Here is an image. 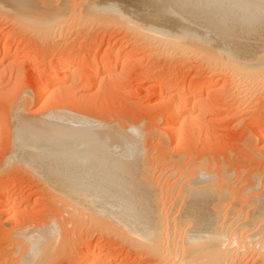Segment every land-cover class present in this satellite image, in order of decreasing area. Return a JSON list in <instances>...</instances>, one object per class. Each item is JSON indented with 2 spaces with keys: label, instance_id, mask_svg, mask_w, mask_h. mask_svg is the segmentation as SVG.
Listing matches in <instances>:
<instances>
[{
  "label": "rangeland",
  "instance_id": "obj_1",
  "mask_svg": "<svg viewBox=\"0 0 264 264\" xmlns=\"http://www.w3.org/2000/svg\"><path fill=\"white\" fill-rule=\"evenodd\" d=\"M19 1L34 2V7L39 5L36 12L41 8L44 15H56L21 20L7 14L8 9L0 12V49L12 52L9 57L0 53V195L10 201L6 211L0 206V264H17L29 239L41 242L38 264H80L99 254L108 255L100 264H209L208 254L193 263L176 255L174 242L187 241L185 235L192 230L199 234L202 249L212 243L216 264H264V64L259 78H252L258 81L247 76L243 81L221 59L227 42L233 51L252 50L253 39L251 44L259 48L251 52L258 49L263 63L260 0ZM253 17L256 27L249 29L246 21ZM132 19L195 33V40L206 39L212 53L204 42L194 43L196 49L191 45L195 50L173 47L174 41L165 45ZM230 46L226 55L232 52ZM66 56L72 72L56 91L52 78ZM104 61H112L109 71L91 78L89 71ZM43 86L49 100L45 105L38 101ZM189 93L194 96L185 114L193 106L197 114L208 112L197 120L200 131L193 121L184 122L177 143L167 129V114L174 108L170 100L174 95L184 100ZM197 97L205 103L195 104ZM20 103L32 119L64 115L118 130L13 129L12 108ZM113 133H133L143 147L115 149L107 141ZM88 199L145 210L150 224L162 227L161 245L113 225L97 209L85 206ZM250 216L254 226L249 225ZM256 228L257 247L245 239ZM214 237L219 240L214 242Z\"/></svg>",
  "mask_w": 264,
  "mask_h": 264
},
{
  "label": "bare ground",
  "instance_id": "obj_2",
  "mask_svg": "<svg viewBox=\"0 0 264 264\" xmlns=\"http://www.w3.org/2000/svg\"><path fill=\"white\" fill-rule=\"evenodd\" d=\"M34 3V2H33ZM33 3H32V5H30V3L29 4H24V2H18V0L17 1H14V0H12L11 2H9V0L8 1H6V0H0V12H2V10H3V12H6L7 13V9H8V13L7 14H9L10 12V14H12L13 16H15L14 17V19L15 18H18L19 19V17H21L20 19L22 20L24 17H28V19H33L35 16L36 17H38L39 15V17H41V13H43V15H44V11H46V10H44L43 9V12H41L42 10H41V8L39 9V10H41L40 12H39V10L37 9V12H36V7L38 6L39 7V5H37L36 7H34L35 5H33ZM36 4V3H35ZM38 4V3H37ZM94 5H95V3H94ZM97 5V4H96ZM98 5H100L99 3H98ZM41 7V6H40ZM94 7H96V6H93V8ZM43 8H46V7H43ZM101 8V7H100ZM5 9H6V11H5ZM9 9L11 10V11H9ZM88 10V9H87ZM118 10V9H117ZM97 11V10H96ZM99 11V10H98ZM112 11V10H111ZM50 12V13H49ZM56 12V11H55ZM108 12V11H107ZM122 12V11H121ZM5 13V14H6ZM45 13H49V14H45L44 16H42V17H45V16H48V15H51V11H48V12H45ZM116 13H118V11H116ZM120 13V12H119ZM118 13V14H119ZM126 13V12H125ZM37 14H38V16H37ZM52 15H56V13H52ZM62 15H64V14H62ZM61 15V16H62ZM91 15V14H90ZM115 15H117V14H115ZM122 15H124L123 13H122ZM121 15V16H122ZM24 16V17H23ZM61 16H59V17H61ZM35 17V18H36ZM120 17V16H119ZM123 17V16H122ZM124 18H126L125 17V15H124ZM130 18V17H129ZM17 19V20H18ZM25 20H27V18H24ZM130 20H131V18H130ZM129 21V20H128ZM132 21L134 22V24H137V25H139V26H141V27H143V28H145L147 31H148V33H152V35L154 34V35H156V36H154L153 35V37L154 38H156L157 37V39H158V37H160V39H158L160 42H165V43H163V44H165L166 45V40L168 41V43H169V41L171 42L172 41V43H173V41H174V46L173 47H176L177 46V48H181V49H183L186 45H189L190 47H191V45L196 49V45H194V43L196 44V42L198 43V40H195V38H194V35H195V33L192 35V34H189V33H184V32H178V31H172L171 29H169V28H165L164 26H162V25H160L159 23H156V22H150L149 24H147L148 22H145V21H140V20H135V19H132ZM19 22V21H18ZM130 22V21H129ZM132 23V22H131ZM151 23H154V24H151ZM133 24V23H132ZM146 31V32H147ZM145 32V31H144ZM191 35H192V37H191ZM202 35V34H201ZM258 35V34H257ZM256 35V36H257ZM196 36H197V39H198V37H200L201 38V36H199V35H197L196 34ZM208 36V35H207ZM255 36V37H256ZM212 37H214V36H212ZM194 38V39H193ZM203 38V37H202ZM201 38V41L203 40ZM204 38H205V36H204ZM208 38V37H207ZM220 38V37H219ZM229 38H231L230 36H229ZM234 39L233 40H235L236 38L235 37H233ZM244 38V37H243ZM250 38V37H249ZM248 38V39H249ZM258 38V37H257ZM1 39V38H0ZM170 39H172V40H170ZM228 39V38H227ZM7 39L6 38H4L2 41L4 42V41H6ZM161 40H163V41H161ZM211 40H213V39H211ZM226 39H224V41H225ZM244 40H246L245 38H244ZM253 40V39H252ZM250 41V45L252 46V48H257L258 46H259V44H258V46H257V44H256V46H253L251 43H253L254 41ZM195 41V42H194ZM200 41V39H199V43L198 44H202L203 42V44L202 45H204L205 43H206V39H205V41H203V42H201ZM208 41V40H207ZM222 41V40H221ZM229 41V40H228ZM231 41V40H230ZM236 41V40H235ZM249 41V40H248ZM248 41H247V43H248ZM257 41V40H256ZM255 41V42H256ZM159 42V43H160ZM193 42V44H191ZM201 42V43H200ZM217 42H218V40H217ZM220 42V41H219ZM234 42V41H233ZM238 42V41H237ZM240 42V41H239ZM245 42V41H244ZM167 43V44H168ZM207 43H209L210 44V42H207ZM228 43V42H227ZM227 43L225 44L226 46L224 47V50L226 49V52L224 53V51H223V48L222 47H220L222 50H219V52H218V50L217 49H219V48H217L216 49V52H218V54L221 52V51H223V53H221V54H223L224 56H222L221 57V54H220V56H218L219 58L221 57V59L223 58V60H224V62L226 61V63H224V64H226V66H229V69L233 72V71H237V72H239V74L238 73H236V74H238L239 76H240V78H241V75L243 76L241 79H243L244 78V76H247V77H250V81H254L255 79H252V78H259V74H261V71H263L264 70V66H263V64H264V61H263V63L261 62V64H259V59L261 58V56L260 55H258V54H256L257 52V50L256 51H254L253 53L251 52V51H253L254 49H250V48H248L247 46H249V47H251L250 45H247L245 48H246V50H243V48L239 45V46H237V47H241V48H238V49H240V51H237V50H235V46H233V48H234V51H233V49L231 48V46H230V49H232V52H230L229 54H227L226 55V53H228V51H227V47H229V46H227ZM243 43V42H242ZM7 44H8V42H7ZM197 44V45H198ZM211 44H212V41H211ZM219 44V43H218ZM223 44V43H222ZM230 44H231V42H230ZM237 44V43H236ZM245 44V43H244ZM6 45V44H5ZM169 45H171V44H169ZM176 45V46H175ZM208 45V44H207ZM214 45V44H213ZM224 45V44H223ZM231 45H233V44H231ZM238 45V44H237ZM193 47H191L192 49L191 50H195V49H193ZM198 47H199V45H198ZM205 47H206V44H205ZM208 47V46H207ZM206 47V48H207ZM211 47V46H210ZM236 47V48H237ZM4 49H0V53H4L3 55L6 57V56H10V55H12V52H9V49H8V51H7V48L6 47H3ZM187 48V50H189L188 49V47H186ZM212 48V47H211ZM244 48V49H245ZM259 48V47H258ZM185 49V48H184ZM249 49V50H248ZM200 50V49H199ZM207 50V49H206ZM208 50L211 52V50H210V48L208 47ZM242 50V51H241ZM119 51V50H118ZM117 51V52H118ZM204 51H205V49H204ZM231 51V50H230ZM247 51V52H246ZM248 51H250L251 52V54H250V52H248ZM259 51V50H258ZM256 52V53H255ZM263 52V51H262ZM212 53V52H211ZM259 53V52H258ZM217 54V53H216ZM217 54V55H218ZM226 56V57H225ZM259 56H260V58H259ZM68 56H66V57H61L62 59H61V64L59 65V67L56 69L57 71H56V74H55V76L52 78V79H54L55 81H57V83L54 85L55 87L54 88H56L55 90L57 91V89H60L61 87L62 88H64V84H66V83H63V82H66V79H67V76H68V74L69 73H71L70 72V68H68L69 66H66V65H68L66 62H68L69 61V59H70V57L69 58H67ZM75 58H76V56H75ZM108 58V57H107ZM106 58V59H107ZM211 58H212V56H211ZM59 59V61H60V58H58ZM105 59V60H106ZM115 59H117L118 60V57L117 58H115ZM114 59V60H115ZM21 60V59H20ZM73 60V59H72ZM110 60V59H109ZM217 60V59H216ZM113 61V60H112ZM112 61H109L110 63L112 62ZM108 61H104L103 62V64L101 65V64H97V65H95V67L92 69V71H89L88 73H89V76H91V78H93V79H96L97 80V74H100V72H104V71H107L109 68H110V66H109V63ZM115 62H117L116 60H115ZM18 63H19V61H18ZM21 63V62H20ZM111 65V64H110ZM225 66V67H226ZM263 66V67H262ZM261 67H262V69L263 70H261ZM112 68V67H111ZM227 68V67H226ZM72 69V68H71ZM115 69H117L118 70V68L116 67ZM109 71V70H108ZM114 71V70H113ZM119 71V70H118ZM117 71V72H118ZM241 74V75H240ZM90 78V77H89ZM237 79V78H236ZM245 79L247 80L248 78H246L245 77ZM240 80V79H239ZM249 80V79H248ZM259 80V79H258ZM258 80H255L254 82H256V81H258ZM54 81V82H55ZM243 81H244V79H243ZM92 82H93V80H92ZM95 82V81H94ZM93 82V83H94ZM61 84H63L62 86H61ZM245 84V83H244ZM47 86H49V85H47ZM44 87V86H43ZM66 87V86H65ZM237 87V86H236ZM61 88V89H62ZM199 89V92H200V90H202L201 89V87L200 88H198ZM204 89V88H203ZM181 90H182V88H181ZM194 91V90H193ZM203 91V90H202ZM40 92V91H39ZM189 92H191V91H189ZM178 93H181L180 91H178L177 92V94L176 95H178ZM20 95V94H19ZM176 95H174V98L173 99H171L170 100V103L172 102L173 103V105H172V107H174L173 108V111L170 113H168L167 114V117H168V130L170 131V135H171V137H173L174 139H176L177 140V143H178V141L180 142V140L183 138V135H184V129H186L185 127H184V122H185V124H186V121H193V123L196 125V126H198L197 127V130H199L198 128H199V125H198V123H197V120L199 119V118H204V116H207L206 114L207 113H205V111H207V110H202V112H200V114H199V112H198V114L196 113V108H195V106H193L192 107V109L190 110V113L189 114H185L186 112V110H187V108L188 107H190V99H191V97H193L194 95H193V93H189V94H187L186 95V98L184 99V100H182V99H179L178 98V96L180 95H178V96H176ZM193 95V96H192ZM175 96H176V98H175ZM181 96V95H180ZM170 98H172V97H170ZM238 98V97H237ZM49 99H50V97H49ZM55 99V98H54ZM48 100V95H47V87H44L43 89H42V91L40 92V94H39V96H38V101L40 102V104L41 105H45V103H46V101ZM49 101V100H48ZM38 102V103H39ZM22 103V102H21ZM20 103V106H18V107H14V108H12L11 110H12V123H10V124H12V128L13 129H54L55 131H60V130H62V129H117L118 130V128H116V127H113V126H109V125H104L103 123L102 124H100V123H97V122H92V121H88V120H82V119H77V118H74V117H69V116H64V115H58V116H56V115H54V117L52 116L51 118H49V119H47L48 118V116H47V118H46V120H43V119H45V118H43V119H41L42 121H40V119H32V118H29L28 116H26L25 114H24V112H22L23 111V104H21ZM55 103V102H54ZM171 103V104H172ZM195 104H202V103H205V100L203 99V98H201V97H197L196 99H195V102H194ZM25 104V103H24ZM50 106H51V104H50ZM52 107V106H51ZM197 107V106H196ZM42 109V108H41ZM188 109H190V108H188ZM27 110V109H26ZM43 110V109H42ZM208 112V111H207ZM210 113V112H209ZM208 113V114H209ZM9 114H10V112H9ZM189 119V120H188ZM95 120V119H94ZM10 121V120H9ZM199 121V120H198ZM197 123V124H196ZM195 126V127H196ZM195 127L194 128H192L193 129V132H195V134L197 133V130L195 129ZM201 127V126H200ZM167 129H165V130H167ZM120 130V129H119ZM167 130V131H168ZM201 130V129H200ZM199 130V131H200ZM188 131V130H187ZM198 131V132H199ZM123 133H124V131H123ZM190 133V132H189ZM200 133V132H199ZM133 136H130V137H128V136H126V135H123V134H115V133H113L112 135H111V137H109L108 139H107V141L108 142H110L111 144H112V147H114L115 149H123L125 146H126V144H130L132 147L133 146H136L135 148H138L139 147V145L141 146V144H139V141H140V139L138 138V137H136L137 135H134L133 133H131ZM130 134V135H131ZM136 134H138V133H136ZM141 134V133H140ZM198 134V133H197ZM139 135V134H138ZM193 135V134H192ZM198 136V135H197ZM136 137V138H135ZM139 137H141V136H139ZM138 138V139H137ZM172 138V139H173ZM142 139H143V137H142ZM171 139V140H172ZM139 140V141H138ZM100 141H102V138L100 139ZM142 144H143V141L141 142ZM138 145V146H137ZM141 147H143V146H141ZM128 148H131L130 146L128 147ZM17 153H19L18 151H15V154H17ZM16 156V155H15ZM199 160V159H198ZM194 161V160H193ZM201 161V160H200ZM188 162V161H187ZM190 162H191V160H190ZM189 162V163H190ZM195 163H196V161H195ZM202 163V162H201ZM197 164V163H196ZM199 164V163H198ZM204 164V163H203ZM203 164H201V165H203ZM189 165V164H188ZM191 165V164H190ZM189 165V166H190ZM192 165L194 166L195 164L194 163H192ZM191 165V166H192ZM207 166V165H206ZM195 169H199V168H196V167H194ZM194 168H192V169H194ZM200 170H202L203 171V169H200ZM204 171H207L206 173L204 172ZM204 173L205 174H210V171L208 172V170H205L204 169ZM193 172V171H192ZM199 172V171H198ZM201 172V171H200ZM263 172V171H262ZM193 173H195V170H194V172ZM197 173V172H196ZM203 174V173H202ZM207 174V175H208ZM213 174V173H212ZM193 175V174H192ZM198 175H200V173L198 174H196L195 176H197L198 177ZM261 175V174H260ZM203 176V175H202ZM195 178V177H193L194 179H198V178ZM204 177V176H203ZM209 177H210V175H209ZM258 177V176H257ZM211 178H213V177H211ZM199 179H201L200 177H199ZM198 179V180H199ZM225 180V179H224ZM0 197H1V202H0V206L3 208V210L4 211H6L7 209H6V207L8 206V204H9V199H7V196L4 194V193H2L1 195H0ZM20 196H19V194L14 198V199H18ZM126 205L127 204H124V205H122L121 203H113V202H111V203H104V204H98L96 201H93V200H90V199H88L87 200V203H86V207H89V208H95V209H97L98 210V212L101 214V215H105V218L106 219H108L109 221H111V223L113 224V225H115V226H119V227H121V228H123V229H125V230H127L129 233H131V234H133L134 236H136V237H139V238H145V240H149L150 241V243H152V244H154L155 246H160L161 245V241H162V238H163V231H162V227L160 226V225H158V224H150V220H149V217H148V215H147V212L145 211V210H143V209H137V208H126ZM255 205V204H254ZM130 206V205H129ZM245 207V206H244ZM259 207V206H258ZM218 208V207H217ZM256 208V207H255ZM6 209V210H5ZM254 209V208H253ZM139 210V211H138ZM256 210H259V209H256ZM106 212H108V214L106 213ZM109 212H111V213H109ZM214 212H216V210L214 211ZM238 212V211H237ZM257 212V211H256ZM252 213V212H251ZM256 215V218H258V219H256L255 217V219H253V217H251L250 216V221H249V223L252 221V219L253 220H255V221H253V222H256V221H258L259 222V217H258V215L257 214H259V212L258 213H255ZM253 215H254V213H253ZM228 220V219H227ZM244 221V220H243ZM247 221V220H246ZM215 222V221H214ZM232 222V221H231ZM185 223V222H184ZM247 223V222H246ZM246 223H244V224H246ZM249 223H247V224H249ZM257 223V222H256ZM251 224H253L252 222L249 224V225H251ZM259 224V223H258ZM186 225V224H185ZM210 225V224H209ZM211 226H212V224H211ZM230 226V225H229ZM247 226V225H246ZM252 226V225H251ZM253 226H254V224H253ZM258 226V225H257ZM208 227V226H207ZM217 227V226H216ZM216 227H214V228H216ZM245 227V226H244ZM212 228V227H211ZM249 228V227H248ZM259 228V227H258ZM220 229V228H219ZM223 229V228H222ZM237 229V228H236ZM247 229V228H246ZM206 230V229H205ZM212 229H210V231H211ZM216 230H218V229H216ZM233 230V229H232ZM239 230H241V229H239ZM249 230V229H248ZM257 228H256V232H252V234L250 235V234H247V235H249L248 236V238L246 237L245 239H250L251 241L250 242H252L253 243V245L254 246H259V238H257L256 239V237H259V230H258V232H257ZM193 231V232H192ZM191 232H190V234H188V236H186L185 234V237H187L186 239H187V241H185L184 239H183V242L182 243H179V242H177L178 241V239H177V241H175L174 242V247H175V250H176V255L178 256H181L182 257V260H183V262L184 261H188V262H191L192 261V263L194 262V260H196V259H200L203 255H206V254H208V257H206L207 259H209L208 261H209V264H216V263H218V258H217V252H216V250H215V247H214V250L215 251H213V248H212V243H211V247H210V245L208 246V247H210L209 249H207V250H204V249H202V245H199V244H202V241H199V237H198V235L197 234H195L194 233V230H192ZM221 232H223V230H220ZM235 231V230H234ZM245 231H247V230H245ZM181 232V231H180ZM207 232V231H206ZM215 232V231H214ZM226 232V231H225ZM230 232V231H229ZM185 233H186V230H185ZM192 233V234H191ZM203 233V232H202ZM241 233V232H240ZM240 233H238V234H240ZM194 234V235H193ZM211 234V233H210ZM214 234V233H213ZM213 234H211V235H213ZM224 234V233H223ZM227 234V233H226ZM190 235V236H189ZM192 235V236H191ZM201 235V234H200ZM234 235H236V233H234ZM28 236V235H27ZM27 236H25V237H27ZM238 236V235H237ZM180 237V236H179ZM224 237H225V235H224ZM29 238V237H28ZM31 239H32V237H30ZM181 238H183V237H181ZM222 238V237H221ZM216 239H218V238H215L214 237V239H212L213 241L214 240H216ZM230 239V238H229ZM233 239V238H232ZM244 239V240H245ZM253 239H254V241H253ZM22 240V239H21ZM206 240V239H205ZM210 240V239H209ZM219 240V239H218ZM224 240V239H223ZM257 240V241H256ZM206 241H208V240H206ZM224 241H227V240H224ZM242 241V240H241ZM241 241H239V242H241ZM29 245H28V247L25 249V251H24V255H22V258L20 259V261H18V263L17 264H26V262H28V261H33V262H35V264L38 262V260H39V258H42V256H40L41 255V247H42V245H41V242L39 241V239L37 240V239H35V241H30V239H29ZM177 242V243H176ZM201 242V243H200ZM209 242H211V241H209ZM215 242V241H214ZM221 242V241H220ZM230 242H231V244L233 243L231 240H230ZM236 242V241H235ZM234 242V243H235ZM246 242H248L249 243V241H246ZM245 242V243H246ZM28 243V242H27ZM206 243V242H205ZM216 243H218V242H216ZM224 243V242H223ZM222 243V244H223ZM237 243V242H236ZM175 244H176V246H175ZM179 244H181V246L179 245ZM221 246H222V244L221 243H219ZM219 244H217L218 246L217 247H219L220 245ZM230 244V245H231ZM242 244H243V242H242ZM241 244V245H242ZM263 244V243H262ZM24 245H26V244H24ZM204 245V244H203ZM208 245V244H207ZM234 245V244H233ZM237 245H238V243H237ZM243 245H245V244H243ZM251 245V244H250ZM201 246V247H200ZM235 246V245H234ZM238 246H240V245H238ZM207 246L205 245V248H206ZM228 247V246H227ZM241 247V246H240ZM249 248V247H248ZM218 249V248H217ZM221 249V248H220ZM226 249H228V248H226ZM229 250V249H228ZM19 251V250H18ZM215 252V253H214ZM221 251H218V254L220 253ZM212 253V256H210L209 254H211ZM16 255V254H15ZM220 255V254H219ZM199 256H201L200 258H199ZM20 258V257H19ZM111 258V257H110ZM206 258H205V260H206ZM108 259V255H105V254H99V255H96V256H94L92 259H90V260H84V261H82L80 264H100V263H102V262H104L105 260H107ZM202 259H204V258H202ZM12 260V259H11ZM229 261V260H228ZM199 262H202V261H199ZM206 261H204V263H205ZM39 263V262H38ZM37 263V264H38ZM197 264H200V263H198V261L196 262ZM12 264V263H11ZM184 264V263H183ZM194 264V263H193Z\"/></svg>",
  "mask_w": 264,
  "mask_h": 264
},
{
  "label": "snow or ice",
  "instance_id": "obj_3",
  "mask_svg": "<svg viewBox=\"0 0 264 264\" xmlns=\"http://www.w3.org/2000/svg\"><path fill=\"white\" fill-rule=\"evenodd\" d=\"M218 5L207 4V5H196V4H181L179 7L190 8V7H216ZM252 7H257V5H252ZM259 7V26L261 30V35L264 36V0H260ZM246 25L249 29H254L256 27L255 17L248 19ZM227 26V25H226ZM262 78H264V72H262ZM26 264H35L33 261H28Z\"/></svg>",
  "mask_w": 264,
  "mask_h": 264
}]
</instances>
